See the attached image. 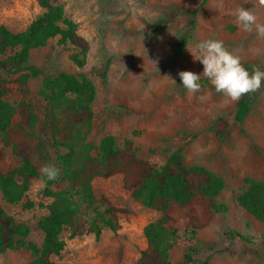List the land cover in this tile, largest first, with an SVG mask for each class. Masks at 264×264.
Returning a JSON list of instances; mask_svg holds the SVG:
<instances>
[{"label":"rangeland","instance_id":"374dc122","mask_svg":"<svg viewBox=\"0 0 264 264\" xmlns=\"http://www.w3.org/2000/svg\"><path fill=\"white\" fill-rule=\"evenodd\" d=\"M49 1L60 6L76 25L86 48L55 37L33 49L29 64L42 74L29 81V97L16 91L5 96L15 112L8 129L0 130V170L20 167L14 146L23 144L32 148L39 172L20 202L9 203L0 192V205L28 226L26 243L42 247L44 233L38 222L49 213L52 198L48 192L68 188L61 179L39 188L41 167H57L56 150L65 153V145H99L112 136L117 146H130L138 158L157 167L182 148L187 166H203L225 181L217 197L225 209L209 208L200 196L174 209L172 225L177 237L170 250L171 264H264V221L255 219L237 200L248 188L246 179L264 181V82L253 93L252 108L240 124L235 119L238 101L215 92L202 76L203 65L194 61L190 52L200 41L222 40L249 72L254 67L264 71V38L255 31L244 32L233 15L243 7L264 23V5L259 0ZM44 11L40 0H0V25L22 31ZM187 11H197L194 24ZM183 34L190 37L188 45L177 52ZM180 71L201 75V92L190 95L182 85ZM62 72L84 73L92 79L96 94L90 127L79 125L70 130L67 111L60 110L58 102L54 108L44 94V79ZM48 112H58L61 119L57 139L42 127ZM219 116L229 122L222 137L212 128ZM92 186L102 210L115 208L119 228L104 227L100 236L90 232L71 238L66 231L65 247L52 260L56 264L135 263L147 247L144 227L157 219L160 211L133 197L121 170L96 176ZM234 231L242 237L233 236ZM197 243L200 252L194 262L186 261L188 247ZM35 258L27 247L0 252V264H26Z\"/></svg>","mask_w":264,"mask_h":264},{"label":"trees","instance_id":"16d2710c","mask_svg":"<svg viewBox=\"0 0 264 264\" xmlns=\"http://www.w3.org/2000/svg\"><path fill=\"white\" fill-rule=\"evenodd\" d=\"M40 1L45 11L25 30L14 32L0 25V56L6 55L0 59V130L3 132L8 129L15 112L5 96L16 91L25 98L29 97V81L42 74L38 67L29 64L31 51L46 45L55 37L82 49L86 48L85 40L77 33L76 25L65 17L63 9L49 0ZM187 13L194 24L197 11ZM189 38L187 34L179 38L177 52L186 49ZM44 94L54 108L58 102V108L67 111L66 125L68 123L70 130L79 125L90 127L96 88L86 74L62 72L55 78L46 77ZM252 105L253 93L241 97L235 114L238 123L244 122ZM58 115V112H48L42 125L48 128L54 139H57L58 123L61 120ZM228 127L229 122L219 116L212 128L222 137ZM65 146V153L61 149L56 150V165L60 171L58 180L65 181L68 188L57 191L49 189L48 195L52 198L50 210L38 222L44 233L42 247L27 244L25 237L29 234L28 226L16 221L0 205V252L27 247L36 258L26 264H56L52 257L59 255L65 247L64 232L68 231L71 238L90 232L100 236L104 227L117 230L119 221L115 208H100L93 192L92 180L96 176H109L118 170L124 174L125 184L134 198L144 206L160 211L159 217L144 227L147 247L133 264H171L170 250L177 237L172 219L177 206H187L200 196L215 211L226 208L217 200L225 187L223 178L203 166H187L182 148L173 151L165 164L157 167L138 158L130 146H117L112 136H106L99 145L82 142ZM14 150L21 159L20 167L10 172L0 170V192L9 203L20 202L30 189L31 181L39 176L32 158V148L16 144ZM53 182L48 181V184ZM246 182L248 188L238 196V203L255 219L264 221V181L248 178ZM233 236L242 237L238 231H234ZM199 252V243L189 246L185 260L194 262Z\"/></svg>","mask_w":264,"mask_h":264},{"label":"clouds","instance_id":"9594fccd","mask_svg":"<svg viewBox=\"0 0 264 264\" xmlns=\"http://www.w3.org/2000/svg\"><path fill=\"white\" fill-rule=\"evenodd\" d=\"M264 5V0H259ZM237 25L244 31L256 32L259 38H264V23H259L257 16L251 10L238 7L233 13ZM194 61L203 65L202 76L206 78L215 92L223 94L232 102H237L242 96L259 91L264 82V71L254 67L251 72L244 67L239 55L233 54L222 40L206 39L195 45L194 51H190ZM183 87L187 92L196 94L201 92L199 82L201 75L192 71H180L178 73ZM175 83V81H173ZM41 178L39 188H44L47 181L58 179L59 169L54 164H45L40 169Z\"/></svg>","mask_w":264,"mask_h":264}]
</instances>
